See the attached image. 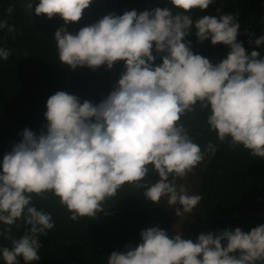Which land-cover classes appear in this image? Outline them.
I'll return each instance as SVG.
<instances>
[{"label": "clouds", "instance_id": "1", "mask_svg": "<svg viewBox=\"0 0 264 264\" xmlns=\"http://www.w3.org/2000/svg\"><path fill=\"white\" fill-rule=\"evenodd\" d=\"M91 0H26L31 15L59 16L65 24L77 22ZM170 8L122 15L109 13L72 34L65 27L54 33L59 62L70 69H96L123 61L113 90L98 104L57 91L46 101V131L25 128L21 140L0 161V235L11 247L0 248L5 264L40 260L39 239L54 228L51 213L37 209L33 196L48 194L70 214L72 221L96 218L105 203L131 185L143 190L152 204H179L177 217L197 208L199 194L177 181L186 178L218 147L203 148L189 135L182 117L206 113L207 129L219 143L242 146L264 158V57L250 53L237 41L239 13L203 16L193 20L183 13L207 9L214 0H169ZM9 7V14L12 12ZM13 32L7 21L0 29ZM210 40L230 49L217 64L194 54L191 42ZM264 45V35L252 41ZM155 53V54H154ZM163 54V55H161ZM10 50L0 48V59ZM160 58L157 65L155 61ZM154 171L159 179L147 180ZM172 177L169 179V177ZM18 220L29 226L19 238L11 237ZM19 258V259H18ZM107 264H264V224L244 232L237 227L201 233L196 240L169 236L158 227L140 232V243L113 251Z\"/></svg>", "mask_w": 264, "mask_h": 264}, {"label": "trees", "instance_id": "2", "mask_svg": "<svg viewBox=\"0 0 264 264\" xmlns=\"http://www.w3.org/2000/svg\"><path fill=\"white\" fill-rule=\"evenodd\" d=\"M26 0H0V21H7L15 31L0 29V48L10 50L8 59H0V161L21 140L25 128L37 135L46 131V101L57 91L77 96L81 102L98 104L113 90L121 73L123 61L111 69L102 65L96 69L77 67L70 69L58 60L54 33L60 27L75 34L80 28L96 23L109 13L122 15L124 11L172 8L169 0H91L77 22L65 24L59 16L48 19L44 15H31L23 5ZM39 0H33V8ZM13 10L9 14L8 9ZM216 12L239 13L237 41L246 52L253 50L264 57V45L257 47L252 41L264 35V0H214L203 11L191 9L186 15L193 20ZM191 50L212 64L223 60L228 52L224 44L213 45L210 40L197 42L195 33L185 37ZM155 54V53H154ZM163 55V54H161ZM212 56L215 57L211 60ZM157 57L155 64H159ZM206 113L197 107L182 117L189 135L203 150L212 141L217 145L215 155L206 156L202 185V206L183 239L196 240L201 233L215 230H233L237 227L248 232L264 224V158L255 157L242 146L232 147L219 143L215 132L207 129ZM170 178V177H169ZM159 177L149 172L147 180L155 183ZM37 209L52 215L54 228L39 239L40 260L31 264H107L113 252L125 251V245L140 243V232L158 227L169 233L172 217L161 203L152 204L143 196L142 189L123 186L117 195L104 205V212L96 218L82 217L77 221L51 194L45 199L33 196ZM8 226L0 224V232ZM29 226L18 220L11 226V237L19 238ZM11 247V240L0 235V248ZM19 259V258H18ZM0 264H5L0 258ZM20 264H24L20 260Z\"/></svg>", "mask_w": 264, "mask_h": 264}, {"label": "rangeland", "instance_id": "3", "mask_svg": "<svg viewBox=\"0 0 264 264\" xmlns=\"http://www.w3.org/2000/svg\"><path fill=\"white\" fill-rule=\"evenodd\" d=\"M216 12H212L211 16L216 17ZM215 57L212 56L211 60H214ZM206 159L195 169L193 173H190L186 178L180 179L177 182L185 184L191 194H199L201 196L200 204L197 208H194L191 214H186L185 217H177L175 215V209L181 208L179 204L167 206L166 201H162L161 205L162 207L169 211L172 217V225L169 230V236L175 235L177 231H179L183 235L189 230L191 227L195 217L197 216V213L199 212L201 206H202V185H203V173H204V167H205ZM172 177L170 176L169 179Z\"/></svg>", "mask_w": 264, "mask_h": 264}]
</instances>
